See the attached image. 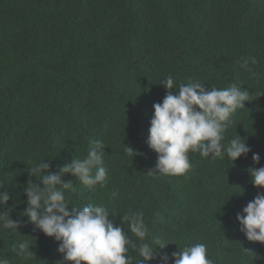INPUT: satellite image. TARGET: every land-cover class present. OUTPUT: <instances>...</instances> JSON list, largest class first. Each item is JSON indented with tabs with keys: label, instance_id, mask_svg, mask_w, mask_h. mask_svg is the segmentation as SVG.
Instances as JSON below:
<instances>
[{
	"label": "trees",
	"instance_id": "16d2710c",
	"mask_svg": "<svg viewBox=\"0 0 264 264\" xmlns=\"http://www.w3.org/2000/svg\"><path fill=\"white\" fill-rule=\"evenodd\" d=\"M226 21L241 23L238 32L264 45V0H0V185L21 224L0 229V259L65 264L59 251L37 244L22 215L24 188L38 183L28 170L45 159L58 172L103 141L108 183L89 190L65 175L77 189L66 193L71 206L102 204L132 240L121 217L142 211L150 232L168 243L161 251L169 257L204 243L214 264H264V244L248 241L237 220L264 193L249 173L264 167V50L239 49L242 34L233 38L235 26ZM249 57L259 61L255 75L241 67ZM168 75L177 87L192 80L248 91L250 102L236 111L225 143L240 136L251 152L234 163L190 154L185 175L149 174L157 153L146 141ZM21 242L29 245L27 258L17 254ZM129 254L135 258L136 248Z\"/></svg>",
	"mask_w": 264,
	"mask_h": 264
},
{
	"label": "clouds",
	"instance_id": "9594fccd",
	"mask_svg": "<svg viewBox=\"0 0 264 264\" xmlns=\"http://www.w3.org/2000/svg\"><path fill=\"white\" fill-rule=\"evenodd\" d=\"M226 22L235 26L233 38L238 33L242 34L238 32L242 29L241 23ZM247 37L242 34L235 40L241 45L239 49L246 45L264 50L262 42H250ZM140 47L148 48L141 42ZM258 63L256 57H249L243 59L241 67L255 75L252 66ZM161 85L168 91L162 103L153 105L154 115L146 143L157 153V164L155 172L149 174L185 175L192 167L190 154L198 153L202 158H226L234 163L251 152L247 141L240 136L225 143L226 130L236 111L244 108L245 102H250L248 91L236 83L217 88L205 87V84L192 80L180 82L177 87L171 75ZM177 88L178 94H173L172 90ZM105 148L103 141H93L86 156L74 158L58 172L51 171V164L45 159L32 164L28 173L38 183L29 180L24 188L27 208L22 215L34 226L32 233L40 238H36L37 244L59 251L65 264H133L134 260L135 264H151L157 258L160 264H170L171 261L174 264H214L204 243L185 246L171 257L162 252L168 243L150 232L142 211L121 217L123 224L126 221L130 233L136 237L132 240L124 227L115 224L109 209L102 204H87L82 208L70 205L66 193L75 192L76 185L71 181L65 182L62 177L71 174L89 190L106 186ZM125 151L136 153L129 146H125ZM252 159L256 164L261 161L258 153H253ZM249 173L251 183L258 189H264V167L251 168ZM4 189L5 186L0 185V229L17 231L21 224L11 218L12 208L7 207L10 195ZM111 214L115 215V211ZM237 220L248 241L264 244V193H258L254 200L249 201L243 208V214H237ZM132 247L137 250L135 258L129 254ZM28 248L26 242L19 243L17 254L27 258L31 255V251L25 252ZM0 264L9 262L0 259Z\"/></svg>",
	"mask_w": 264,
	"mask_h": 264
}]
</instances>
